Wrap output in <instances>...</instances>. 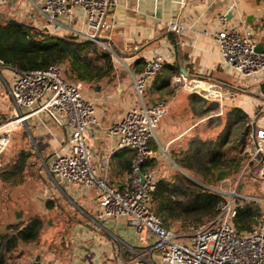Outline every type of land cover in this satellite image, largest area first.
Returning <instances> with one entry per match:
<instances>
[{"label": "built area", "instance_id": "1", "mask_svg": "<svg viewBox=\"0 0 264 264\" xmlns=\"http://www.w3.org/2000/svg\"><path fill=\"white\" fill-rule=\"evenodd\" d=\"M6 2L0 0V8ZM110 5L111 0H43L36 7L49 25L63 27L77 40L91 39L111 51L104 42L95 40L110 27L107 22ZM78 9L82 12L81 19L75 18ZM219 22L224 25L225 17L220 16ZM166 28L175 34L185 30L178 20L168 21ZM212 36L218 43L224 67L245 77L264 72V51H255L256 42L250 31L224 26ZM163 63V56L154 54L144 60L140 72L130 74L132 92L125 113L105 129L114 141L111 151L128 148L135 153L125 188L115 187L107 177L109 155L101 160L100 172L96 170L87 140L92 134V124L97 121L94 101L85 96L80 80L65 75L63 65L50 63L43 68L18 70L0 60V91L5 88L10 96V117L15 126L44 111L56 124L69 128L65 144L59 143L53 153L49 172L66 184L94 190L98 222L125 216L137 231L154 236L152 249L159 254L157 262L145 253H136L138 258L124 264H264V126H254L246 146L248 164L244 166L251 177L261 181V197L240 194L236 187H217L214 190L223 197L218 213L199 226L190 225L186 232L166 228L153 212L151 199L156 174L152 170L141 171L140 166L153 157L151 140L156 138L158 126L169 110L166 101L150 102L146 97ZM207 83L215 86L221 98L225 85L211 80ZM22 108L29 111L23 113ZM242 200H257L262 207L256 224L239 232L234 218ZM26 264L45 263L28 258Z\"/></svg>", "mask_w": 264, "mask_h": 264}, {"label": "crops", "instance_id": "2", "mask_svg": "<svg viewBox=\"0 0 264 264\" xmlns=\"http://www.w3.org/2000/svg\"><path fill=\"white\" fill-rule=\"evenodd\" d=\"M42 2L43 0H7L0 8V12L3 13L1 16L31 22L30 24L39 29H46L51 35L69 34L63 27L49 25L38 12L36 5L40 6ZM263 5L264 0H111L107 16L110 27L100 37L105 38L104 43L112 49L108 53L113 59V75L96 83L81 81L85 96L94 101L97 112V121L92 124V134L87 139L96 170L100 172V163L104 157L118 151V149L111 151L114 141L107 135L105 129L125 113L132 92L130 74L138 73L134 62L139 58L145 60L154 54H160L164 58V63L177 62V69L168 71L163 68L160 72L170 79V86L174 88L171 99L177 91L179 92L181 79L198 78L199 81L222 82L226 89L242 91L241 87L247 88L248 94L254 95L244 100L242 97L238 100L234 97L237 101L234 107L243 110L244 103L247 104V110H254L260 105V101H264V72L258 73L255 77H245L224 67L218 43L212 35L224 26L237 28L240 31H250L256 43L264 44ZM74 14L75 18L81 19L82 12L79 9ZM220 16L225 17L224 25L219 22ZM170 20L180 21L185 27L184 32L175 34L168 31L166 24ZM115 59L121 65L115 66ZM190 81L194 87H202L199 82ZM5 92L9 116L11 99L7 90ZM189 96L190 99L196 97L192 92ZM28 111L29 108H22L23 113ZM27 119H32L33 134L37 142L46 140L44 143H47V140L49 142L56 140L52 161L58 144H65L69 128L56 124L44 111L30 115L25 121ZM251 122L254 126H264V122L258 119ZM184 123L182 118L172 116L171 112L169 114L167 112L162 118L156 131V138L150 143L153 149L152 168L157 167L155 171L161 169L164 159L176 167L170 157L171 153L180 148H187L193 136L191 133L193 124ZM6 129L8 128L5 126L0 127V131ZM14 130L15 128L12 131ZM149 170L154 171L151 168ZM113 172L116 185L125 188L129 174L119 173L118 169ZM108 174L109 166L107 177ZM56 189L59 192L56 196L63 197V201L76 206L78 215L71 218L73 222L68 228L65 226L67 231L56 239L53 238L49 246L45 244L32 248L31 257L27 259L36 258L45 264H124L138 258L136 253H145L152 261H158L159 254L152 249L154 236L144 230L137 231L125 216L110 218L103 223L97 221L95 218L97 201L92 188L80 184H67ZM257 191L259 194L256 196L261 197L263 195L261 182ZM62 200L60 199L58 203H63ZM66 218L68 217L65 215ZM111 229H121L122 235L111 232ZM55 245L57 248H54Z\"/></svg>", "mask_w": 264, "mask_h": 264}, {"label": "trees", "instance_id": "3", "mask_svg": "<svg viewBox=\"0 0 264 264\" xmlns=\"http://www.w3.org/2000/svg\"><path fill=\"white\" fill-rule=\"evenodd\" d=\"M103 49L94 41L82 42L70 34L51 35L46 29L21 27L0 15V60L18 70L43 68L56 63L63 65L68 78L96 83L112 77L114 71L112 55ZM143 63L142 58L134 62L137 72L142 70ZM176 65L177 62L163 63L161 70L177 69ZM160 72L147 90L149 97H146L150 102L165 101L174 93L170 79ZM217 107L215 103L214 108ZM211 110V107L202 109L201 114H208ZM227 116L234 123H242L247 114L239 107H232ZM250 128V124L245 126L247 133ZM245 135L243 133L231 137L230 132L224 131L215 137L193 136L187 148L171 153L170 157L178 169L170 177L156 180L151 199V208L163 226L187 230L190 225L199 226L218 213L223 197L214 189L221 181L234 175L241 166L247 155L244 148L247 146ZM31 154L30 149L20 150L10 168L3 172L4 178L18 179L28 166ZM134 155V151L128 148H120L110 155L108 179L115 187L121 188L113 179V170L118 169L119 173L128 175ZM153 166V159H148L141 164L140 170L147 171ZM261 207V202L257 200H242L234 218L236 230H250L260 216ZM8 235L6 239L17 237L16 233ZM7 254L8 248L4 243L0 248V264H7Z\"/></svg>", "mask_w": 264, "mask_h": 264}, {"label": "rangeland", "instance_id": "4", "mask_svg": "<svg viewBox=\"0 0 264 264\" xmlns=\"http://www.w3.org/2000/svg\"><path fill=\"white\" fill-rule=\"evenodd\" d=\"M103 50L104 52H111L107 48ZM114 64L115 66L116 64L121 65L117 59H115ZM190 80L199 82L202 87H194ZM207 82L208 80L199 81L198 78L181 79L179 92L177 91L172 99L171 96H168L165 100L169 105L168 114L171 112L172 116L182 118L185 121L184 124H193L191 127L193 136L215 137L218 133L228 131L231 137H236L244 133L247 144L252 134V127L247 133L245 126L247 124L252 125L251 121L255 119L264 122V101L261 100L260 105H257L254 110H247V104L242 103L243 111L247 117L242 123H234L232 118L227 116L229 109L234 107L235 102H237L234 97L237 100L242 97L244 100L254 95L250 96L247 88L243 87H241L242 91L234 88H223L220 98L215 86H209ZM190 92L196 97L190 99ZM5 93V88L0 91V127L11 121L10 115L7 114L8 106ZM146 96L149 97L148 92ZM215 103H217V109L214 108ZM210 107L212 110L208 114H201L202 109ZM31 120L27 119L16 124V126L0 131V139L3 137L6 139L5 143L0 141V168L2 167L0 169V248L4 243L8 248L7 264H26L27 257H31L32 248L38 245H48L50 241L53 242V238L56 239L67 231L73 222L71 218H76L78 215L76 206L63 201V197H57L59 192L56 187H63L67 184L51 176L49 172V163L52 158V151L56 146V140L52 142L47 140V143H44L46 140L37 142L33 134L34 129ZM13 128H15L14 131H12ZM22 149H30L32 152L28 159V166L18 179L14 177L5 179L3 172L6 168H10L17 153ZM246 164H248L247 155L236 173L226 178L227 184L220 182L216 186L236 187L238 193L246 196L259 194L257 189L261 181L251 177L248 169H244ZM151 169L154 170L156 179H160L170 177L178 168L164 159V163L158 172L155 171L157 167ZM60 199H63V203H58ZM65 215L68 218L65 219ZM172 229L179 232L187 231L178 227ZM111 232L122 235L121 229H111ZM9 233H16L17 237L11 235V238L6 239L5 237Z\"/></svg>", "mask_w": 264, "mask_h": 264}, {"label": "water", "instance_id": "5", "mask_svg": "<svg viewBox=\"0 0 264 264\" xmlns=\"http://www.w3.org/2000/svg\"><path fill=\"white\" fill-rule=\"evenodd\" d=\"M0 15L3 16V13L0 12ZM7 20L11 23H14L18 26H21V27H26V28H30V29H39L37 26L33 25V24H30V23H27V22H24V21H21V20H18L17 18H14V17H7ZM95 40H99L101 42H104L105 41V38L103 37H96ZM89 41H92L91 39H83L82 42H89ZM255 51L256 52H262L264 51V44L262 42H257L255 44ZM184 72V71H183ZM184 74V73H183ZM186 75V74H184ZM254 127V124L252 125V128ZM228 180H224V184H227Z\"/></svg>", "mask_w": 264, "mask_h": 264}, {"label": "bare ground", "instance_id": "6", "mask_svg": "<svg viewBox=\"0 0 264 264\" xmlns=\"http://www.w3.org/2000/svg\"><path fill=\"white\" fill-rule=\"evenodd\" d=\"M13 125L15 126V122H14V120L8 122V123L5 124L4 126H5L6 128L9 129V128H11ZM0 141H1L2 143H5V142H6V139H4V137H3L2 139H0Z\"/></svg>", "mask_w": 264, "mask_h": 264}]
</instances>
